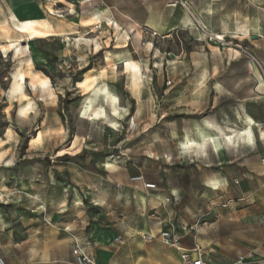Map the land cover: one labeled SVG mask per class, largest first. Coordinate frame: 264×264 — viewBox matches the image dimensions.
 Returning <instances> with one entry per match:
<instances>
[{
	"label": "rangeland",
	"instance_id": "obj_1",
	"mask_svg": "<svg viewBox=\"0 0 264 264\" xmlns=\"http://www.w3.org/2000/svg\"><path fill=\"white\" fill-rule=\"evenodd\" d=\"M15 16L61 33L30 42ZM85 77L90 92L76 86ZM250 121L252 140L224 141L220 156L204 140L209 123L244 132ZM261 130L264 0H0V217L15 240L35 206L63 212L62 189L77 184L89 221L122 233L172 224L209 259L250 253L264 264ZM212 177L226 185L213 191Z\"/></svg>",
	"mask_w": 264,
	"mask_h": 264
},
{
	"label": "crops",
	"instance_id": "obj_2",
	"mask_svg": "<svg viewBox=\"0 0 264 264\" xmlns=\"http://www.w3.org/2000/svg\"><path fill=\"white\" fill-rule=\"evenodd\" d=\"M126 19L129 30L132 22L129 18ZM248 125L251 128L254 123L252 121L246 123V130L241 132L234 131L231 128L226 131L227 129L223 130L211 123L210 130L212 133L211 139L208 141H211L216 154L218 156L222 155L224 141L250 142L252 136L247 137ZM201 133L204 134L205 129L201 130ZM259 136H264L262 130L256 132V137ZM214 138H221L219 149L214 146ZM0 162H2V158H0ZM258 171L261 175H264L261 172V167ZM39 182L38 178L34 187H39ZM210 183L213 191H217L219 187L226 185L218 177H212ZM75 185L74 187L69 185V189H62L66 195L68 194L67 199L60 206V209L64 208L63 212L53 211L51 213L49 205L38 204L35 206L31 211L32 218L35 219L31 224V229L28 227L29 224L24 226L22 236L19 239H13V230L8 220L0 217L1 258L4 257L7 262L9 253L14 248L17 264H73L71 249L73 246L78 245L82 252L94 260L95 264H180L181 251L163 245L158 239L159 232L166 227L152 231V228L144 224L122 233L118 232L114 225L89 221L86 208L83 205L82 194L84 190L77 184ZM47 187L48 189L52 188V186ZM73 192L78 193L76 197H74ZM143 235H152L154 238L147 242L142 238ZM184 237L181 248L189 250L193 242L184 241ZM199 244L204 249L205 259L211 264H231L237 257L247 254L239 255L238 252H228L212 256L209 259L204 246L201 243ZM252 259L248 264L252 263Z\"/></svg>",
	"mask_w": 264,
	"mask_h": 264
},
{
	"label": "bare ground",
	"instance_id": "obj_3",
	"mask_svg": "<svg viewBox=\"0 0 264 264\" xmlns=\"http://www.w3.org/2000/svg\"><path fill=\"white\" fill-rule=\"evenodd\" d=\"M218 0H213V3L215 4ZM15 19L17 22H20V25L18 26L19 27V34L21 35H27L29 37V41H33L34 39H42V38H46V37H52V36H59L61 31L60 30H54L50 27H47L45 26L43 23L41 22H37V21H29V20H25V21H20L19 19H17V17L15 16ZM100 26V25H99ZM130 29H132V27H130ZM238 34L239 35H247L248 33V30L247 29H238ZM9 32H10V29L8 27H3L1 29V34L6 37V38H9ZM134 32V31H133ZM136 36L140 37L139 33L136 34ZM226 37H214L215 40H218V41H224ZM29 47V46H28ZM232 54H235V55H239V52L237 50H234V49H231L230 50ZM126 70L129 71L130 73L134 74V73H137L139 72V69L137 67V65L133 64V63H130V62H127L126 63ZM36 78V77H35ZM87 77H85L84 80L82 81H79L76 83V86L77 87H82L85 85V81H86ZM21 80H24L23 77H21ZM49 80L48 79H45L44 81H40L38 83V85H33L32 84V87L35 89V88H46L47 86H49ZM93 86L91 85H85V89L90 92L92 91ZM89 94V93H88ZM109 96V106L111 108V111H112V115L115 117V116H118V106L116 105V98L115 96L113 95H107ZM23 98H25L24 95H22ZM30 108V103L27 102L25 107L23 109L20 110V113H25L28 109ZM92 108L90 106V102H88L85 107H84V112H87V111H91ZM81 114V113H80ZM214 125V124H213ZM113 126L114 127H117V123L114 122L113 123ZM209 126H211V123H209ZM205 134H208V132L205 130ZM229 135V134H228ZM230 136V135H229ZM252 136V130L250 128V126L248 125L247 127V137H251ZM221 137V136H220ZM227 138H229L228 136H226ZM207 140L204 138V140L207 142L208 140L211 139V135H207L206 136ZM220 141H221V138H214L213 139V142H214V146L219 149V144H220ZM195 143L194 141L190 140L189 138H186V146L187 147H192L194 146ZM186 147V148H187ZM196 147V146H195ZM190 149V148H189ZM197 152V151H196ZM200 155V154H198ZM108 167H110V165H108ZM261 167V172H264V167L262 165H260Z\"/></svg>",
	"mask_w": 264,
	"mask_h": 264
},
{
	"label": "built area",
	"instance_id": "obj_4",
	"mask_svg": "<svg viewBox=\"0 0 264 264\" xmlns=\"http://www.w3.org/2000/svg\"><path fill=\"white\" fill-rule=\"evenodd\" d=\"M262 164L264 166V158L262 159ZM133 181H142V177H134ZM144 188L147 190H155V185L151 183H145ZM184 229L173 226L172 224L165 229L161 230L158 234V239L160 242L169 247L181 251L180 264H211L205 259V252L202 246L193 241V244L189 250H183L181 248V243L184 237ZM189 230H194L192 226ZM145 241L150 242L154 237L152 235H143L142 237ZM193 240L194 235L192 236ZM118 242V240H116ZM71 257L73 264H95L94 260L82 252L78 245H75L71 249ZM252 259V255L247 253L243 256L237 257L231 264H248ZM0 264H5L3 258L0 257Z\"/></svg>",
	"mask_w": 264,
	"mask_h": 264
},
{
	"label": "trees",
	"instance_id": "obj_5",
	"mask_svg": "<svg viewBox=\"0 0 264 264\" xmlns=\"http://www.w3.org/2000/svg\"><path fill=\"white\" fill-rule=\"evenodd\" d=\"M76 82H79V81H76Z\"/></svg>",
	"mask_w": 264,
	"mask_h": 264
}]
</instances>
